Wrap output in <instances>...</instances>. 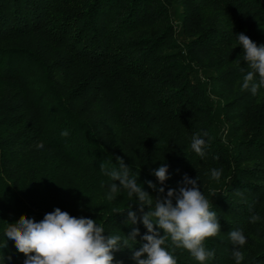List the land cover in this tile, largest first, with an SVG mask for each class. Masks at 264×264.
<instances>
[{"label":"trees","instance_id":"16d2710c","mask_svg":"<svg viewBox=\"0 0 264 264\" xmlns=\"http://www.w3.org/2000/svg\"><path fill=\"white\" fill-rule=\"evenodd\" d=\"M239 33L264 45V0H0L3 264L26 259L4 237L7 223L55 208L92 219L106 236L139 228L114 252V264H136L147 229L126 223L128 205L141 216L134 196L107 199L112 181L100 168H118L117 157L154 198L147 181L166 195L185 174L199 178L221 226L204 241L215 252L205 264H236L237 229L247 239L240 264H264V89L240 87L249 69ZM204 132L201 157L190 145ZM162 164L164 185L152 174ZM169 243L177 264H199Z\"/></svg>","mask_w":264,"mask_h":264},{"label":"clouds","instance_id":"9594fccd","mask_svg":"<svg viewBox=\"0 0 264 264\" xmlns=\"http://www.w3.org/2000/svg\"><path fill=\"white\" fill-rule=\"evenodd\" d=\"M237 44L243 48V59L249 69L240 87L255 96L260 89H264V45L257 46L243 33L237 34ZM61 135L67 137L68 130L62 131ZM207 136L208 133L204 132L192 137L190 147L201 157L205 155ZM36 146L43 148L44 144L39 142ZM116 160L118 168H108L103 162L100 166L101 171L112 181L108 185L107 199L114 200L117 193L126 190L129 197H135L137 211L141 213L137 217L131 205H128L126 223L136 225L142 222L147 229V233L142 236L145 243L132 252L131 258L136 264H177L172 252L164 247L166 241L170 242L169 248L173 250L186 249L199 264L214 258L215 252L206 250L204 241L218 235L221 226L217 213L212 210L211 200L200 191L197 183L199 178H190L185 174L178 192L168 189L166 195L164 187H157L152 181H147L148 187L158 192L154 198L137 183L136 176L131 175V169L124 160L120 157ZM152 174L160 185H164L169 178L168 167L163 164ZM211 177L219 180L221 170L212 169ZM216 194L212 193V196ZM249 219L251 223H256L260 217L253 214ZM159 230L163 231V235ZM3 234L14 241L18 252L24 254V264H114V252L129 246V242L134 241L140 232L139 228L133 227L128 236H106L104 227L92 219L76 218L55 208L40 221L22 215L15 223H7ZM229 236L233 244L232 257L236 264H240L244 259L240 249L247 243L246 236L239 229L232 230ZM0 264H3V257H0ZM115 264L122 262L115 261Z\"/></svg>","mask_w":264,"mask_h":264}]
</instances>
